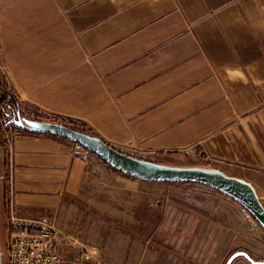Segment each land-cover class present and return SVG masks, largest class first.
<instances>
[{
  "label": "crops",
  "instance_id": "crops-1",
  "mask_svg": "<svg viewBox=\"0 0 264 264\" xmlns=\"http://www.w3.org/2000/svg\"><path fill=\"white\" fill-rule=\"evenodd\" d=\"M0 67L20 103L82 123L120 153L264 175V0H0ZM72 151L62 138L17 133L8 201L18 215L53 219L73 258L225 264L244 251L264 262V235L230 198L136 181ZM132 207L153 221L151 235L106 221Z\"/></svg>",
  "mask_w": 264,
  "mask_h": 264
},
{
  "label": "water",
  "instance_id": "water-1",
  "mask_svg": "<svg viewBox=\"0 0 264 264\" xmlns=\"http://www.w3.org/2000/svg\"><path fill=\"white\" fill-rule=\"evenodd\" d=\"M37 134L51 135L78 144L88 150L104 164L136 181L149 183H195L209 187L230 198L247 211L264 233V206L252 186L240 179L230 177L218 170L198 167L182 168L162 165L131 157L116 151L95 134L86 133L61 123L26 119L16 113L6 126ZM243 258L250 264H264L254 261L248 253L237 251L226 264Z\"/></svg>",
  "mask_w": 264,
  "mask_h": 264
},
{
  "label": "rangeland",
  "instance_id": "rangeland-1",
  "mask_svg": "<svg viewBox=\"0 0 264 264\" xmlns=\"http://www.w3.org/2000/svg\"><path fill=\"white\" fill-rule=\"evenodd\" d=\"M1 68L2 67H0V77L1 78L3 77L5 79V83H6L5 92L10 97H14L16 99V97L14 95V85L11 82L10 78L8 77V74L6 73V71L4 69H1ZM26 108H29L33 111H36L33 108L28 107L27 105H24L22 103H21V107H18L13 111H11L10 109H7L3 105L0 106V127L2 128L0 130L1 131L0 132V156L5 157L4 158V166H3V174L0 173V187H1V191L4 194V208H5V219L6 220H7L8 205H7V199L5 198V189H6V186H7V188H9V183H8V185H6L4 182V178L7 176V174H8V178H9V174H10L9 163L11 162V159H12V154H11L12 152L10 153V151H9V148H10L9 143H11L14 139H16L17 133L25 132V131L18 130L16 128L12 127L11 125L4 126L3 125L4 119L6 122H8L10 119H14L16 113L19 112L20 115L26 119H32V120L43 121V122H56L57 120H59V121H64L66 123V126L70 127L68 125V122H70V121L61 120L58 118H52V117L46 116L45 114H42L40 112L39 113L44 116V119L33 118V117H31L25 113ZM3 112H5L6 116H4L2 118ZM123 154L126 155V153H123ZM135 155H137V154H135ZM135 158L142 159L145 161H151L154 163H167L166 165L173 166V167H182V168L198 167V168H204V169H209V170L221 171L222 173H224L227 176L235 177L237 179H240V180L250 184L254 188V190L256 191V194H257L261 204L264 206V175H256V174L253 175L252 173H247V172L235 169V168H230L228 166H223V165H220L217 163H212V162L209 163V162H205V161H202V162H191V161H185V160H175L174 161L170 158H154V157L149 158V157H145V156L144 157H135ZM7 159H8V170L6 167ZM215 168H218V169H215ZM172 184L185 185V187H188V188H199V189L202 188L201 186H196L197 184H180V183L179 184L178 183H172ZM159 185L162 187H168V186L170 187V183H163V184H159ZM176 187H178V186H176ZM166 195L167 194H163L164 197ZM158 199H159L158 203H159V205H161L162 203L160 202V200H164V199H162L160 196ZM227 199H229V198H227ZM238 206H239L241 214H242L241 216H243L244 220L246 221V224H247L249 231L252 233H255L257 236L258 235L259 236L264 235L262 229L259 227V225L256 223V221L253 219V217L247 211H245L240 205H238ZM134 208L135 207L128 208V211L123 214V216H124L123 221L122 220H114L113 223H111V224H113V226L118 227L120 230H125L128 233L133 234L134 236H139L140 232L143 235V238L151 235L152 234V225L154 224L153 221L148 220L147 224L144 225L142 223L144 219L140 220V218L137 214H133V212H135ZM118 211H120L122 213L124 212L123 209H119ZM126 217H127V219H126ZM144 226H146V229ZM6 229H7V226H6ZM142 229H143V231H142ZM7 237H8L7 236V230L5 231L4 227H1L0 228V264H8V251H7V246H6ZM255 238H257L259 240H264V237H255ZM63 240H64L63 237H61V239L59 240L61 252L69 261H71V262L77 261L79 257H77L75 259L72 257L71 253H69L67 251H65V252L62 251L61 242ZM69 241L74 243V241L72 239H70ZM74 244H76V243H74ZM238 259H240V258H238ZM226 261H227V259H226ZM91 263L93 264V262H91ZM91 263L89 261H87V262H84L82 264H91Z\"/></svg>",
  "mask_w": 264,
  "mask_h": 264
},
{
  "label": "built area",
  "instance_id": "built-area-1",
  "mask_svg": "<svg viewBox=\"0 0 264 264\" xmlns=\"http://www.w3.org/2000/svg\"><path fill=\"white\" fill-rule=\"evenodd\" d=\"M12 144L13 141L9 143L10 153ZM72 152L75 158L83 161L91 155L88 150L75 143ZM6 230L8 264H82L90 260L86 253L77 261H69L60 250L61 233L56 222L53 219L18 215L10 201Z\"/></svg>",
  "mask_w": 264,
  "mask_h": 264
},
{
  "label": "trees",
  "instance_id": "trees-1",
  "mask_svg": "<svg viewBox=\"0 0 264 264\" xmlns=\"http://www.w3.org/2000/svg\"><path fill=\"white\" fill-rule=\"evenodd\" d=\"M5 88H6L5 79L3 77L2 78L0 77V106L3 105L4 107H6L7 109H10L11 111L15 110L18 107H21V103H19L17 101V99H15L14 97H10L9 95L6 94ZM25 113L28 114L29 116L33 117V118H36V119H44V116L42 114H40L38 111H33V110L29 109V108H26L25 109ZM4 116H6L5 115V112L2 113V118ZM59 122L61 124H63V125H66V123L64 121H59V120H57L55 123H59ZM6 123L7 122L4 119L3 125L6 126ZM68 125L71 128H74V129H77V130H80V131H83V132H86V133H90V134L92 133L93 134L92 130L89 127H87L86 125L82 124V123L70 121V122H68ZM1 129L2 128L0 127V130ZM6 167H7V170H8V159H7V162H6ZM123 176L128 177L126 175H123ZM128 178H130V177H128ZM4 182H5L6 185H8V183H9L8 174L4 178ZM183 184H191V183H183ZM8 194H9V191H8L7 186H6V189H5V198L7 199V205L9 203V201H8ZM106 221L108 223H113V221H111L110 219H106Z\"/></svg>",
  "mask_w": 264,
  "mask_h": 264
}]
</instances>
